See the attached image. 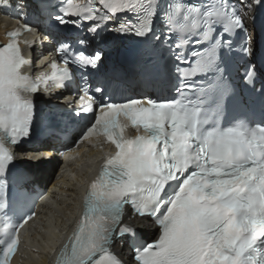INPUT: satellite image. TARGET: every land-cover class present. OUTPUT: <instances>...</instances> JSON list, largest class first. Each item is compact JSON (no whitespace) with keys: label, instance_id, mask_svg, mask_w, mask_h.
Listing matches in <instances>:
<instances>
[{"label":"snow or ice","instance_id":"1","mask_svg":"<svg viewBox=\"0 0 264 264\" xmlns=\"http://www.w3.org/2000/svg\"><path fill=\"white\" fill-rule=\"evenodd\" d=\"M98 2L101 5L106 4V0H98ZM78 6L79 0H68L67 14L75 15L78 12ZM133 7L134 5H132L129 0H111V3L107 4V9L114 15L121 11L133 12ZM180 10L181 6L177 4L175 11L179 12ZM150 15L153 20L155 12H152ZM57 19H59L61 23L66 22L65 20L62 21L59 17H57ZM139 23V17L135 23L127 21L125 24L119 26L122 29L119 32H132L137 35H144L151 30V28L140 30L137 27ZM238 24L239 26L241 25V19L238 21ZM95 30H92L91 32H95ZM180 30H184V25H180ZM197 43H199L198 40ZM178 47L179 46L177 45V48ZM101 55V53L97 52L95 55L89 56L91 63L88 66H92L93 68L96 67L97 62L101 59ZM193 55H196V53H193ZM177 59L182 64L188 63L185 59H180L179 57H177ZM184 70L185 69L181 68L179 65L177 66V71L180 73ZM196 71L198 72L199 69H196ZM252 76L253 70L250 68L246 79L251 81ZM97 91H99V89H97ZM83 99L84 97L82 96L81 101H83ZM145 99L135 100L137 102H143ZM147 100L151 101L153 105H156L157 103L151 99ZM123 103L131 104L132 101H125ZM176 103L177 105L179 104V102ZM4 104L5 106L7 105L6 97L4 99ZM32 113L33 104L28 105L23 111H17L14 113L12 118V131L10 133L12 144L16 143L18 137L27 136L29 134L30 122L25 126L24 121L27 120ZM154 115L160 121L165 119L162 112L158 111ZM185 119L186 114H182L179 107H177V110L172 115L173 126L176 127L178 122L183 123ZM7 126L8 117L3 111H0V129H5ZM187 136V132L183 133L185 139L182 141V144H173L174 149L183 147L185 156H187V149L191 147L186 140ZM175 139L176 137L174 136V140ZM141 152L142 150H131L126 154H117L118 162L123 164L127 169L123 175L128 177L126 181L118 186V191L121 194L123 192H136L137 186L140 184L141 180L145 178L143 173L146 169H150V165L141 155ZM64 157L69 158V153H65ZM0 159L4 160L7 166V163L10 162L13 157L7 153L0 156ZM213 163H216L215 157L213 158ZM262 168H264V166H262ZM5 169L6 167L0 168V173H4ZM218 170V168L212 169V171ZM249 175H251V171L249 172ZM240 180L241 177H238L236 181H217L216 183L217 185H220L221 183L236 184ZM189 183L190 181H188L187 184L185 181L182 182L180 188L177 189V192L174 193L172 197L163 200L157 199V193L155 191L151 192L148 199L155 201L156 206L144 213L137 212V214L151 217L152 220L156 222V226L159 229V235L146 244H134L131 248L133 253L132 259L136 261V264H251V261H241V253L247 246L255 242L257 235H264V230L254 233L252 238L245 240L238 248H235L236 241L240 239L239 231L244 229L241 226L240 229L231 235H225L233 228L236 222L231 215L225 216L224 212L225 209H227L230 214L235 211V203L238 200V197H234L233 201L229 202L227 205L201 203V200H215L217 198L218 189L214 187L211 195L205 194L200 197H196L192 194L196 191L195 189H190L189 195L187 198H184L181 193L188 187ZM0 190L5 191V184L4 188ZM227 190L228 189H223V191ZM199 191L203 193V188H200ZM241 191H243V189H241ZM253 191H259L262 197H264V182H262L257 188H254ZM159 196L161 198L163 197L162 190L159 193ZM262 203H264V200H262ZM249 207H251V205H249ZM133 210L136 211L135 208ZM222 221L228 223V228L222 229L221 233H218V235L221 236V239L228 241V246L230 248H234L236 253L235 258L223 253L219 244L213 247L207 245V240L209 239L207 236L208 231L211 227L218 226ZM252 223L255 224L256 222L253 221ZM259 223L264 224V221ZM125 228L127 230L119 232L116 236V240H122L124 242L126 238L134 239L137 236V228L131 226H125ZM113 242L114 241H109L107 247L96 246L97 264H112V261H114V264H123V261L110 251L111 243ZM258 251L260 252V256L256 258V264H264V249Z\"/></svg>","mask_w":264,"mask_h":264},{"label":"bare ground","instance_id":"2","mask_svg":"<svg viewBox=\"0 0 264 264\" xmlns=\"http://www.w3.org/2000/svg\"><path fill=\"white\" fill-rule=\"evenodd\" d=\"M242 2L244 12L249 14L253 8L252 0H242ZM2 22H5V19L0 16V23ZM252 35L254 36V32H252ZM104 40L116 43V27L113 22H111L108 32L104 35ZM42 49H44L43 45ZM40 66L41 64L37 65L35 69ZM57 96V94L55 96L48 95L46 98L53 100ZM46 141L32 150L23 152L19 149L16 151V159L23 166L31 167L30 173L33 174L35 181L49 189L48 192L54 198L55 204L44 202V216L40 219L39 224L33 227L29 244L25 245L21 256L19 258L16 257L14 264H50L53 246L57 244L63 233L70 230V221L77 210L79 183L74 182L67 174L62 173L59 185L56 184L58 181L54 180L58 175L56 164L59 160L51 150L53 145ZM91 161L92 158H85L75 163L77 177L80 178L87 175L91 167ZM130 220L134 227L144 231L147 230L145 231L146 234L150 233L151 223L147 218ZM112 248L117 250L123 258H129L125 249L121 247V240L115 241Z\"/></svg>","mask_w":264,"mask_h":264},{"label":"clouds","instance_id":"3","mask_svg":"<svg viewBox=\"0 0 264 264\" xmlns=\"http://www.w3.org/2000/svg\"><path fill=\"white\" fill-rule=\"evenodd\" d=\"M185 183L187 184L188 183V181H185ZM219 183V182H218Z\"/></svg>","mask_w":264,"mask_h":264}]
</instances>
